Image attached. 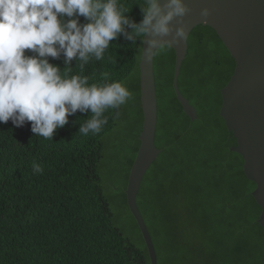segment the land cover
<instances>
[{
  "label": "trees",
  "instance_id": "16d2710c",
  "mask_svg": "<svg viewBox=\"0 0 264 264\" xmlns=\"http://www.w3.org/2000/svg\"><path fill=\"white\" fill-rule=\"evenodd\" d=\"M121 2L138 23L142 0ZM188 46L178 85L198 118L184 112L174 90L175 51H158L155 143L162 152L141 183L139 210L158 264H264L256 184L243 157L231 151L237 139L220 115L221 90L236 62L209 26L195 27ZM142 47L121 36L104 60L85 68L90 83L108 72V82L120 81L132 94L118 119L113 110L105 113L108 124L99 134L78 132L90 112L69 116L52 140L34 136L30 123H0V264H151L126 194L143 128ZM191 49L196 64L189 67ZM49 62L64 70L62 57ZM33 162L42 173L33 172Z\"/></svg>",
  "mask_w": 264,
  "mask_h": 264
},
{
  "label": "clouds",
  "instance_id": "9594fccd",
  "mask_svg": "<svg viewBox=\"0 0 264 264\" xmlns=\"http://www.w3.org/2000/svg\"><path fill=\"white\" fill-rule=\"evenodd\" d=\"M137 7L138 23L121 0H0V123H30L34 136L52 140L77 112H90L79 125L84 136L102 131L109 110L118 119L131 92L120 81L108 82V72L90 83L86 66L104 60L110 42L121 36L139 41L148 62L188 34L184 17L191 9L185 0H142ZM200 16L206 21L211 10L201 9ZM61 57L63 71L49 62ZM73 61L79 73H73ZM32 169L43 172L36 162Z\"/></svg>",
  "mask_w": 264,
  "mask_h": 264
},
{
  "label": "water",
  "instance_id": "95a60500",
  "mask_svg": "<svg viewBox=\"0 0 264 264\" xmlns=\"http://www.w3.org/2000/svg\"><path fill=\"white\" fill-rule=\"evenodd\" d=\"M185 3L191 9L184 17L188 25L187 38L178 47H172L176 55L174 90L184 112L192 120L197 119V110L181 93L178 79L188 54L191 32L199 25L211 27L236 62L230 81L221 90L223 103L220 115L237 139V145L231 151L243 157L244 172L256 184L252 196L262 210L258 222L264 229V0H185ZM205 7L211 10V16L206 21L200 16L201 9ZM173 26H178L175 21ZM154 56L145 62L142 47L140 89L143 128L126 194L129 209L146 242L151 264H158L152 236L137 204L144 176L162 152L155 143L158 101Z\"/></svg>",
  "mask_w": 264,
  "mask_h": 264
},
{
  "label": "rangeland",
  "instance_id": "374dc122",
  "mask_svg": "<svg viewBox=\"0 0 264 264\" xmlns=\"http://www.w3.org/2000/svg\"><path fill=\"white\" fill-rule=\"evenodd\" d=\"M210 50L213 51L214 50L213 47H211L210 49H208L203 56H205L206 54H208L210 52ZM195 57H196V50L195 49H191V51H190V53L188 55V58L186 60L185 65H188L189 67H192L193 65H195L196 64V63L194 64V58ZM121 218H122L123 221H125V216L124 215Z\"/></svg>",
  "mask_w": 264,
  "mask_h": 264
}]
</instances>
